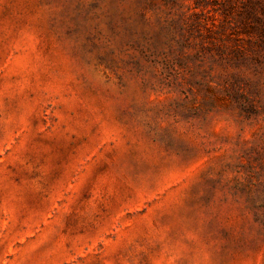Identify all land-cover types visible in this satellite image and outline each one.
Segmentation results:
<instances>
[{
    "label": "rangeland",
    "instance_id": "rangeland-1",
    "mask_svg": "<svg viewBox=\"0 0 264 264\" xmlns=\"http://www.w3.org/2000/svg\"><path fill=\"white\" fill-rule=\"evenodd\" d=\"M0 264H264V0H0Z\"/></svg>",
    "mask_w": 264,
    "mask_h": 264
}]
</instances>
